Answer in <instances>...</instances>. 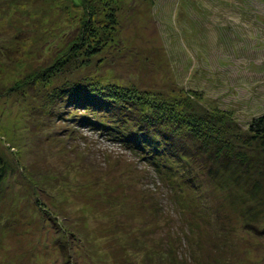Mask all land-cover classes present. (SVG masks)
I'll list each match as a JSON object with an SVG mask.
<instances>
[{"label": "rangeland", "instance_id": "1", "mask_svg": "<svg viewBox=\"0 0 264 264\" xmlns=\"http://www.w3.org/2000/svg\"><path fill=\"white\" fill-rule=\"evenodd\" d=\"M80 2L0 1V155L7 168L0 181V264H157L146 254L166 231L184 264L189 245L204 250L200 264H224L226 255L230 264H264V233L252 230L264 227V202L243 179L216 173L209 162L213 168L198 173L197 188L177 180L182 199L170 202L169 187L144 176L148 167L138 156L105 134L75 124L74 137L60 132L63 141L51 144L35 128V79L82 21ZM107 7L116 13L115 43L92 56L91 67L100 66L94 64L100 57L103 65L88 71L99 76L109 67L149 91L184 90L194 110L214 118L225 113L234 151L251 153L250 165L264 168V144L237 138L264 114V0H112ZM98 17L107 21L104 13ZM39 174L57 179L42 177L34 188ZM36 190L59 212L58 226L34 205ZM57 190L73 202L58 203ZM154 198L161 204L151 207ZM189 219L198 225L192 232ZM200 226L199 238L180 239Z\"/></svg>", "mask_w": 264, "mask_h": 264}, {"label": "trees", "instance_id": "2", "mask_svg": "<svg viewBox=\"0 0 264 264\" xmlns=\"http://www.w3.org/2000/svg\"><path fill=\"white\" fill-rule=\"evenodd\" d=\"M111 1L82 0L80 2L79 7L84 10L82 21L73 26L72 32L65 37L64 42L61 40L52 63L45 65L35 79L40 99L35 108V117L40 118L34 123L35 128L39 129V132L44 130V140L52 141L51 144L63 141V138L57 135L60 132L74 137L75 124L105 134L108 139L118 142L124 150L130 151L132 156H138L139 160L148 167L143 173L144 176L155 178L160 184L165 183L169 187L170 202L182 199L177 189L181 184L177 183V180L186 178L187 182L196 185L197 188L202 181L198 173H203L204 169L211 170L213 167L210 166V162L214 164L216 173L228 172L237 182L242 179L246 181L253 198H259L260 204H263L264 168L250 165L253 162L250 161L251 153L234 151V143L231 145L227 134L230 129V119L225 113L220 112V115L214 118L210 111L203 113L204 111L196 107L194 110L192 104L187 102L189 96L184 90L172 89L167 94L160 89L153 92L149 91L148 87L141 88L136 83L123 82L110 71L109 67L106 68L107 72L97 73L99 76H93L88 71L87 66H92L89 65L92 56L102 54L106 46L115 43L113 34L117 24L116 13L114 9L107 7ZM102 13L107 21L103 22L98 17ZM95 60L94 64L100 66L91 68H101L103 58ZM197 110L201 113L198 114ZM55 121L58 126L55 125ZM51 123L54 125L52 126ZM250 137L264 144V114L253 117L248 122V132H241L237 136L246 142ZM127 158L130 160L129 156ZM21 167L23 168L22 164ZM218 167L221 169L219 170ZM143 174L138 177L142 178ZM6 175L5 161L0 155V181ZM42 175L32 177L34 188L38 183H42ZM48 176L50 178L47 179H57ZM43 179L47 180L45 177ZM195 179H197L196 183ZM40 192L36 190L34 193V205L40 206L54 222L53 224L58 226L59 212L52 211L45 201H42V197L38 196ZM56 192L58 195L55 199L59 200L58 203L62 204L60 200L63 198H69L70 202H73L70 197L62 195L58 190ZM135 201L128 199V202ZM151 202V207L153 204H161L160 199L154 198ZM180 206L182 209V204ZM250 208L247 211L251 215L259 213V209L253 211ZM0 214H2L1 210ZM159 216L168 215L165 216L164 213ZM189 221L190 224L187 223ZM178 222L181 223L179 219ZM184 223L189 232L198 228V225L190 219L185 220ZM252 230L264 233V227L253 226ZM200 235L201 226L197 234L191 233L190 237L184 234L180 239L184 242L194 241ZM154 238L162 240V243L152 239L155 246L147 251V259L156 261L157 264H184L183 258L175 257L173 238L171 240L167 231L162 233L161 237ZM132 249L135 250V247ZM188 249L191 250L188 263L200 264L198 259L204 254V250L200 247L193 249L191 245ZM195 252L198 255H195ZM205 252L208 254L207 250ZM226 256L224 264H230L229 255Z\"/></svg>", "mask_w": 264, "mask_h": 264}]
</instances>
